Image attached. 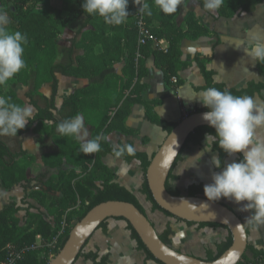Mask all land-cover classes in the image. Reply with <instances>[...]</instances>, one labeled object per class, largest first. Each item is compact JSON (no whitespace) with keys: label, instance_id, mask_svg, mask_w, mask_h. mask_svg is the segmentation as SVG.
<instances>
[{"label":"trees","instance_id":"trees-1","mask_svg":"<svg viewBox=\"0 0 264 264\" xmlns=\"http://www.w3.org/2000/svg\"><path fill=\"white\" fill-rule=\"evenodd\" d=\"M42 1L15 0L10 6L7 0H0V9L6 11L10 18L9 30H19L22 33H26L28 37V43L24 51V59L27 66L16 74L15 78H17L20 84L32 87V90L28 93V97L32 105L37 109V114L33 120L28 122L24 129L18 131L17 136L33 130L47 133L48 138L52 137L56 139L60 137L57 140L59 151L57 155L46 161V165L59 170L57 181L49 184L47 188L48 191L53 193H60L61 197L50 198L48 208L50 207L49 211L54 217L53 223L47 219L36 217L30 221L27 227L21 228L19 227L18 220L14 218L20 211L19 208H16V205H8L0 212V264L10 256L8 246H12L14 251L25 250L23 257L17 264H49L51 257H55L67 243L73 227L90 210L102 203L109 201L128 202L146 214L135 195L125 187L114 182L113 172L105 165L103 158L112 153L108 140L101 141L102 150L100 152L85 155L80 152L76 140L58 133L56 126L64 119L74 117L77 114L82 115L89 106L88 102L102 95V91L108 86L111 77L116 75V64L123 58L126 61V65L123 71L124 83L122 92L117 95L114 103L107 108L101 122L92 126V138L96 135L108 136L110 133L117 131L130 133V129L126 125L127 121L133 107L138 103H142L143 94L147 89L146 84H140V80L148 75L146 61L153 58L155 67L163 73L166 83L174 88H179L182 86L179 74L187 66V63L182 61V43L187 39L198 40L201 37L210 35L209 30L199 26L192 17L187 21L190 24L191 32L184 31L183 24L180 22V15L182 8L189 0H184L177 12L172 15L164 14L154 6V0H148L153 5V15L151 17L144 15V17L152 32L153 39L148 40L145 45L139 46L138 44L139 32L137 21L141 14L137 11L138 6L136 5L134 22L122 35L111 39L112 41H108L106 37V23L103 18L90 16V24L94 28V40L90 42V45L86 44L83 40L72 48H62L59 41V27L64 20L62 10L53 8L49 15L41 14L37 11V7ZM197 1L203 6V0ZM263 1L224 0V4L218 10V17H234L240 10L251 11L257 4ZM73 3L74 5H80L82 9L83 0H73ZM161 40H166L169 43L168 49L164 50L158 46L157 42ZM97 44L102 45L103 57L97 58L93 56L94 48ZM79 48H82L84 51L82 56L76 55V50ZM211 61L212 57L195 59L206 80L205 88L214 86L223 90L226 87L216 84L213 79L214 73L208 69ZM258 71L264 78V64H258ZM58 73L69 78L88 79L91 81L88 89L76 92L70 96L65 100L60 109L56 107L59 88L56 74ZM174 77L177 78V83L172 81ZM46 83L52 84V96L48 106L42 109L34 101V95ZM229 90L236 95L247 94L255 97L264 91V83L251 82L246 89L240 91ZM3 93L4 91L0 89V95ZM6 97L11 98L10 102L21 105L13 91L7 92ZM112 113H114L113 116L111 115ZM146 118L151 123L161 127L167 134H170L177 126V123H167L151 117L149 108L147 109ZM47 122H51V126H45ZM206 134L214 135L215 130L210 127H201L188 138L183 151L173 166L166 185L171 195H182L179 190L173 188L171 180L174 179L173 173L177 164L182 161L184 150L190 146H202ZM44 140L42 137L41 141ZM213 151L219 153V157L224 163L229 157L215 143H213ZM237 154L239 156L238 160L242 159V155L240 153ZM124 157L127 161L138 160L141 162L144 174L142 193L153 205L154 211H159L166 217L186 223L188 226H197L199 229L207 227L214 229L222 228L228 232L226 239L216 244L215 251L211 249L207 250L206 261H215L231 247L233 239L226 227L219 224L184 222L163 211L158 206L146 179V173L152 159H149L144 153L137 152H135L134 156L126 154ZM29 159L25 154L13 153L0 139V181L4 187L11 188L28 181L27 173L29 166L27 162ZM65 164H68L71 168L64 170ZM217 171H220V169H217ZM203 189L204 185L202 184L191 185L187 195L191 197H205ZM42 203L45 206L47 202ZM77 207L79 208L78 210H76ZM69 211L71 213L67 215ZM65 215L66 217L64 218ZM120 220L126 221L125 219ZM127 223L128 229L137 241L139 249L145 252L147 259L155 261L157 264H162L147 250L131 224ZM152 224L154 225V223ZM105 225L106 222L100 228H104ZM63 226H65L64 230ZM159 235L166 245L173 248L171 237L175 235V232L170 225H167L165 231L159 233ZM38 236L42 238L41 246L37 245ZM83 251L79 258L85 257L94 264H106L107 260L105 258L97 262L99 258L98 254L84 256ZM177 251L183 253L180 250ZM263 256L264 251L257 253L253 261H247L246 256H244L239 264H259Z\"/></svg>","mask_w":264,"mask_h":264},{"label":"crops","instance_id":"crops-1","mask_svg":"<svg viewBox=\"0 0 264 264\" xmlns=\"http://www.w3.org/2000/svg\"><path fill=\"white\" fill-rule=\"evenodd\" d=\"M53 8L62 10L64 18L59 27L60 46L62 48H72L83 40L90 45V42L94 40V28L90 24L91 17L82 11L81 6L74 5L73 0H43L38 5L37 11L41 14L49 15ZM136 9L133 0H129L127 8L129 17L126 23L119 25L117 29L116 26L106 24L108 41H112L111 39L122 35L126 29H129V26L134 22ZM191 17L203 29L209 30L210 35L201 37L198 40L187 39L182 43V61L187 63V66L179 74L182 86L174 88L168 85L163 73L155 67L154 59H148L146 61L148 75L140 80V84H146L147 89L143 94L142 103H138L133 107L127 121L126 125L130 129V133H122L120 131L110 133L108 135L110 137L108 143L111 148L113 144L132 143L137 153H144L149 159H152L168 134L158 125L148 121L146 118L148 108L151 117L163 122L177 124L185 117L198 113L200 110L201 112L208 111L198 100L189 101L186 99L198 96L199 92L206 87V80L200 67L195 62L196 58L212 57L208 69L214 73V82L224 85L227 89L240 91L246 89L251 82L264 83V78L258 71L259 63L246 56L243 48L237 49L231 44L234 40H247L250 36L264 38V1L257 4L251 11L240 10L234 17L219 18L218 10L209 12L197 0H189L182 8L180 15V22L183 24L185 32H191L190 24L187 22ZM162 41V47L168 49L169 43L166 40ZM102 52V45L97 44L94 48L93 56L97 58L103 57ZM83 54L82 48L76 50L77 56H82ZM125 65L126 61L122 58L115 66L116 75L111 77L108 86L103 89L102 95L99 98L90 100L88 108L82 114L85 119V127L89 131V139L92 138V126L101 122L107 108L114 103L117 95L122 92ZM56 77L59 82L56 98V107L58 109L62 107L65 100L70 96L76 92L88 89L91 85V81L88 79L69 78L59 73L56 74ZM0 89L4 91L0 96L6 97L7 92L13 91L21 106L25 104L32 105L28 97L32 87L20 84L17 78L11 79L6 86H0ZM51 96L52 84L46 83L35 93L34 101L38 107L45 109ZM254 98L258 103H264V91ZM160 109H163V114ZM36 114L37 109L34 107V117ZM113 114L111 115L113 116ZM51 124V122H47L45 126H51ZM41 136L45 139L44 141H41ZM0 139L13 153L25 154L30 158L27 162L29 166L27 182L6 188L0 181V212L8 205H16V208H19L20 211L14 218L18 220L21 228L27 227L30 221L36 217L47 219L53 223L54 217L51 215L48 205L50 198H60L61 194L48 191L47 186L57 181L59 170L46 165V161L57 155L59 151L57 140L60 137L56 139L48 138L47 133L32 130L21 136H0ZM76 143L79 145L80 142L76 141ZM204 143L205 140L202 145ZM192 147L195 146H190L189 149ZM213 154L219 156V153L214 152L212 147ZM238 159V154H234L226 159L225 164L233 160L238 161ZM103 161L113 172L114 182L135 195L151 222L149 213L155 214L160 220L166 217L163 213L154 211L153 205L142 193L144 174L140 161H127L124 156L116 158L112 153L106 155ZM124 167L127 168V171L122 173V168ZM70 168L68 164L63 167L64 170H69ZM175 177L176 175H174V179ZM211 177L212 175L207 179L211 180ZM206 184L203 182L202 185L205 186ZM42 202L47 203L44 206ZM218 202L232 209L243 223L250 214V212L240 210L241 206L246 202L236 204L225 198H221ZM78 209L77 207L76 210ZM69 213L71 211L67 215ZM165 220V228L163 230L166 229L167 225H170L176 234L179 230L184 229L181 226L182 224H180L181 222L175 219L165 218ZM246 229L248 247L244 256H246L247 261H253L257 253L264 251V225H260L256 231H252L247 226ZM171 241L173 243V238H171ZM37 245H42L40 236L37 237ZM83 254L84 256L98 254L97 262L105 258L107 260L106 264H157L155 261L147 259L145 252L139 249L137 241L128 229V223L120 219L106 221L105 227L99 228L86 244ZM188 255L200 258L189 253ZM75 264L94 263L85 257H80Z\"/></svg>","mask_w":264,"mask_h":264},{"label":"clouds","instance_id":"clouds-1","mask_svg":"<svg viewBox=\"0 0 264 264\" xmlns=\"http://www.w3.org/2000/svg\"><path fill=\"white\" fill-rule=\"evenodd\" d=\"M184 0H154V6L166 15L177 12ZM129 0H83L82 9L89 16L102 17L108 25L119 26L126 23L129 12ZM141 15L151 17L153 5L148 0H133ZM224 0H203V8L216 12ZM11 23L6 11L0 9V86H6L22 69L26 68L25 46L28 43L26 33L10 31ZM237 49L243 48L246 56L254 62L264 64V38L250 36L247 40L237 39L232 43ZM198 100L208 109L202 119L215 129V134H206L203 152L212 150L215 143L229 156L242 153V159L224 163L217 155L211 158V164L220 169L213 172L212 182L204 186V195L209 201L228 199L236 204L246 202L241 211L250 212L244 224L252 231L264 225V103H258L251 95H236L229 89L223 90L211 86L198 96L186 98ZM10 97L0 96V136H17L30 120L34 119V107L10 102ZM163 114V109H160ZM161 114V115H162ZM56 130L63 136L71 137L79 143V150L85 155L100 152L101 141L108 136L96 135L89 139L85 119L81 114L64 119L57 124ZM136 148L132 143L113 144L112 154L121 158L126 154L134 156ZM197 154V157L203 155ZM168 166V161H165ZM127 168H122V173ZM208 207L207 204H201Z\"/></svg>","mask_w":264,"mask_h":264},{"label":"water","instance_id":"water-1","mask_svg":"<svg viewBox=\"0 0 264 264\" xmlns=\"http://www.w3.org/2000/svg\"><path fill=\"white\" fill-rule=\"evenodd\" d=\"M13 1L15 0H7L10 6ZM205 112L193 113L185 117L167 135L151 160L146 179L155 202L163 211L184 222L219 224L226 227L232 235L233 242L223 255L215 261L208 262L178 252L161 240L148 216L135 205L122 201H109L94 207L73 227L67 243L49 264H75L89 240L101 225L110 219H125L129 222L147 250L162 264H239L247 251L248 233L238 215L218 201H209L204 196H174L166 187L173 166L188 138L197 129L210 127L202 119V114ZM165 161H168V166H165ZM201 204H207L208 207Z\"/></svg>","mask_w":264,"mask_h":264},{"label":"rangeland","instance_id":"rangeland-1","mask_svg":"<svg viewBox=\"0 0 264 264\" xmlns=\"http://www.w3.org/2000/svg\"><path fill=\"white\" fill-rule=\"evenodd\" d=\"M213 147V143L210 145ZM205 143L200 147H192L184 150L182 154V161L179 162L174 170L175 179L171 180V185L175 190H179L182 195L188 194V189L192 184H203V182L209 184L211 180H208L213 172H216V168L211 164L212 150L210 152H203ZM203 152V155L197 157V154ZM152 222L155 224L159 233H163L165 230V217L160 220L155 214L149 213ZM181 226L184 228L175 233L172 246L177 250L182 251L184 254H192L197 257L206 259L207 250H216L217 243L224 241L227 237V231L222 228H204L199 229L197 226H188L186 223L181 222ZM54 256L51 257V259Z\"/></svg>","mask_w":264,"mask_h":264},{"label":"built area","instance_id":"built-area-1","mask_svg":"<svg viewBox=\"0 0 264 264\" xmlns=\"http://www.w3.org/2000/svg\"><path fill=\"white\" fill-rule=\"evenodd\" d=\"M137 27H138V32H139V39H138V44L139 46L145 45L148 40L153 39L152 32L149 29L147 22L145 20L144 15H140L138 21H137ZM158 46L162 49L163 41L157 42ZM166 50V49H164ZM174 83H177V78L174 77L172 79ZM65 229V226H63V230ZM9 248V253L10 256L7 258L6 261L2 262L1 264H17V262L23 257L25 250L22 251H14L12 246H8ZM259 264H264V256L260 259Z\"/></svg>","mask_w":264,"mask_h":264}]
</instances>
